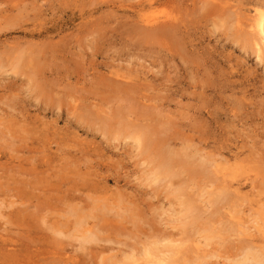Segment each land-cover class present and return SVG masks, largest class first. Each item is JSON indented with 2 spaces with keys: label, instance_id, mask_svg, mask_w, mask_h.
<instances>
[{
  "label": "rangeland",
  "instance_id": "1",
  "mask_svg": "<svg viewBox=\"0 0 264 264\" xmlns=\"http://www.w3.org/2000/svg\"><path fill=\"white\" fill-rule=\"evenodd\" d=\"M259 15L264 0H0V264H241L264 249V61L244 41ZM167 145L213 166L164 174ZM93 185L116 208L80 249L67 208Z\"/></svg>",
  "mask_w": 264,
  "mask_h": 264
},
{
  "label": "bare ground",
  "instance_id": "2",
  "mask_svg": "<svg viewBox=\"0 0 264 264\" xmlns=\"http://www.w3.org/2000/svg\"><path fill=\"white\" fill-rule=\"evenodd\" d=\"M241 13V12H240ZM239 13V14H240ZM237 15V14H236ZM242 15H243V13H242ZM246 15H247V13H246ZM256 15V14H255ZM245 16V15H244ZM248 16V15H247ZM239 17V16H238ZM243 17V16H242ZM254 17V16H253ZM243 18H245V17H243ZM248 19H249V17H247ZM252 18V17H251ZM229 19V18H228ZM239 19H240V17H239ZM230 20V19H229ZM246 20V19H245ZM151 21V20H150ZM239 21V23H240V21L242 22V18H241V20H238ZM247 21V20H246ZM249 21H250V23H251V20L249 19ZM245 23H247V22H245ZM144 24V23H143ZM247 25V24H246ZM249 25V24H248ZM243 26L244 27H246L245 26V24L243 23ZM163 27V26H162ZM242 27V26H241ZM243 27V28H244ZM236 28H240V27H236ZM163 29H164V27H163ZM162 29V30H163ZM147 30V29H146ZM153 30V29H152ZM254 30H255V33L253 32V34H250V33H248V34H250L252 37H253V39H251V40H244V41H246L245 42V44L247 45V47L249 46V47H253V49L255 50V54H257V56H258V58H260L261 60H262V58H263V61H264V15H259V18H258V20H255V24H254ZM154 31V30H153ZM243 31V30H242ZM245 31V30H244ZM146 32V31H145ZM246 32H248V31H246ZM247 34V33H246ZM241 35V34H240ZM241 37H243V36H241ZM246 38H249V37H247L246 36ZM250 39V38H249ZM244 48H246L245 46H244ZM250 49V48H249ZM255 57H256V55H255ZM257 58V57H256ZM261 60H259V61H261ZM262 62V61H261ZM122 83H124V82H122ZM136 84V83H135ZM125 85V84H124ZM126 86H128V84H126ZM94 116V115H93ZM61 116H59V118H60ZM96 117V116H95ZM15 134V133H14ZM37 134V133H36ZM23 139H24V137H23ZM29 141V140H28ZM31 141H33V140H31ZM158 142V144H160L159 143V141H157ZM33 143V142H32ZM138 144V143H137ZM196 144V143H195ZM193 145V144H192ZM192 145H190V146H185V148L183 147L181 150H179V151H174V148L172 149V148H169V146L168 147H165L166 149H164V150H162L161 149V151H159L158 152V158H159V166H158V168H160V170H161V172L162 173H164V174H166V173H168L169 172V168H173V166L174 165H179L180 167H186V166H188V167H193L195 170H196V172L197 173H202V172H205L204 174H207V172L209 171H206V169H208L209 167H211V166H213L212 164L213 163H211V162H213V161H210L209 159H211V157L212 156H208V158L207 157H205V156H203L202 154H201V151L200 150H197L194 146H193V148H192ZM197 145V144H196ZM143 146V145H142ZM31 147L32 146H30V149H31ZM187 147V148H186ZM200 147V146H199ZM34 152V151H33ZM216 156V155H215ZM221 156V155H220ZM230 156V155H229ZM231 157H232V155H231ZM213 159H214V157H212ZM218 159H219V157H218ZM222 159L224 160V158L222 157ZM221 159V160H222ZM231 159V158H230ZM239 159V158H238ZM237 159V160H238ZM241 159V158H240ZM212 160V159H211ZM229 160V159H228ZM242 160H245V159H242ZM217 161V160H216ZM215 161V162H216ZM224 162H225V160H224ZM233 163V162H232ZM225 164V163H224ZM227 164V163H226ZM233 165V164H232ZM241 165V164H240ZM179 166L177 167V168H179ZM176 168V167H175ZM237 168V167H236ZM243 168H246V167H243ZM242 168V169H243ZM235 169V168H234ZM241 169V170H242ZM172 170H174V168L172 169ZM171 170V171H172ZM238 170V169H237ZM238 171H240V170H238ZM225 173V172H224ZM227 173V172H226ZM232 174V173H231ZM224 175V174H223ZM222 175V176H223ZM207 176V175H206ZM221 176V177H222ZM242 176V175H241ZM107 178V177H106ZM217 179H218V177H216ZM232 178H233V176H232ZM237 178V177H236ZM234 179V178H233ZM220 180H222V179H220ZM105 181H107L108 182V180H106L105 179ZM223 181H224V179H223ZM27 182V180H23V182H22V184H25ZM225 182V181H224ZM226 184V183H225ZM237 184V183H236ZM239 184V183H238ZM27 185H28V182H27ZM227 185V184H226ZM222 187V186H221ZM223 187H225L224 185H223ZM237 187V186H236ZM233 188V187H232ZM218 189V188H217ZM216 189V190H217ZM219 189H220V187H219ZM227 189V188H226ZM15 190V189H14ZM92 190H94L95 192H92ZM229 190V189H228ZM75 191V190H74ZM74 191H73V194H74ZM222 191V190H221ZM226 191V190H225ZM224 190L222 191V192H225ZM231 191V190H230ZM90 192H92L91 194H87L88 196H87V198H86V201L87 202H89V204L88 205H79L80 204V201H82V199L80 198V196H75V195H71V197H70V199H71V201L72 202H75V203H77L76 205H72V208H70L71 207V205H68V207L69 208H67V213L70 215L69 217H74L73 219H75V222H73V224H74V231L76 230L78 233H79V236H77L75 239L78 241V243H79V248L80 249H83L84 248V245L85 244H90V243H93V242H97V241H100L101 239H99V237H98V230H97V228H102V226H101V224H106V223H108V221H107V219L109 218H106L109 214L110 215H112L111 213L112 212H114V208H116L115 206H113L112 205V207H114L113 209H109V207L107 206V204H105L106 202H103L102 200H103V198L101 199V197L100 198H98L99 196L96 194L97 193V191H96V187L93 185L92 186V188L90 189ZM76 193V192H75ZM236 193V192H235ZM70 194H72V193H70ZM225 194V193H224ZM223 194V195H224ZM228 194V193H227ZM238 194V193H237ZM66 195H69V192H67V194ZM90 195V196H89ZM221 196L220 195V193L219 194H217L216 193V196ZM222 195V196H223ZM85 196V195H84ZM94 196H96L95 198H94ZM225 196V195H224ZM242 196V195H241ZM118 197V196H117ZM123 198V197H122ZM239 198V197H238ZM218 199V198H217ZM243 199V198H242ZM119 200H120V198H119ZM119 200H117V201H119ZM229 201V200H228ZM234 201V200H233ZM123 202V201H122ZM219 202H222V201H219ZM17 202H15V201H13V202H10V204H9V206L8 207H14V204H16ZM118 203V202H117ZM74 204V203H73ZM105 204V205H104ZM132 204V203H131ZM117 206H118V204H116ZM186 205H189V203L186 201ZM217 205H218V203H217ZM190 206V207H189ZM189 206H187V208H188V210H187V212L189 211V209L193 212V210H194V208L192 207V205H189ZM233 206V205H232ZM132 207H133V204H132ZM121 209V208H120ZM124 209L125 210H123L122 209V214L124 215V216H126V214L127 213H130V212H132L133 213V210H132V208H130V209H128V206H127V208L126 207H124ZM135 209V208H134ZM54 210V209H53ZM56 211V210H55ZM59 211H60V209H59ZM98 211L99 212H102V213H104V214H102L101 213V216L99 217L98 215H96V212H97V214H98ZM120 211V210H119ZM118 211V212H119ZM195 211V210H194ZM197 211V210H196ZM65 212V213H66ZM111 212V213H110ZM116 212V211H115ZM190 212V211H189ZM188 212V213H189ZM131 213V214H132ZM135 213V212H134ZM194 213V212H193ZM196 213V212H195ZM230 213V212H229ZM60 214V213H59ZM68 214H66V215H68ZM100 214V213H99ZM122 214L121 213H119V214H117L118 216H120V217H122ZM240 214V213H239ZM246 214V213H245ZM188 215H191L192 216V214H188ZM194 215V214H193ZM61 216V215H60ZM196 216V215H195ZM195 216L193 217V218H195ZM197 216H199L198 214H197ZM196 216V217H197ZM214 216V215H213ZM236 216H237V214H236ZM246 216V215H245ZM58 217V216H57ZM63 219L64 218H66V216L65 215H62L61 216ZM113 217H114V215H113ZM119 217V218H120ZM128 218H129V216H127ZM190 217V216H189ZM188 217V218H189ZM229 217V216H228ZM62 218H60V219H62ZM192 217H191V219H193ZM198 219V218H197ZM229 220V219H228ZM239 220H240V218H239ZM191 221V220H190ZM194 221V220H193ZM236 221V220H235ZM67 222V221H66ZM192 222V221H191ZM222 222V221H221ZM220 222V223H221ZM226 222H227V220H226ZM242 222V221H241ZM193 223V222H192ZM239 223V222H238ZM227 224H228V222H227ZM234 223H232V225H233ZM235 224H236V222H235ZM221 225V224H220ZM224 225V224H223ZM230 226H231V224H229ZM241 225V224H240ZM245 225H247V224H245ZM106 226H108V225H106ZM191 226V225H190ZM222 226V225H221ZM225 226H226V224H225ZM229 226V227H230ZM224 227V226H223ZM216 229V228H215ZM227 229V228H226ZM220 230H221V228H220ZM244 230H245V227H244ZM223 231V230H222ZM248 231V230H247ZM250 231V230H249ZM75 233V234H78V233ZM212 232H214V231H212ZM225 232H226V230H225ZM245 232V231H244ZM215 233V232H214ZM212 234V233H211ZM218 234V233H217ZM233 234H234V232H233ZM244 234V233H243ZM213 235V234H212ZM237 235V234H236ZM221 236V235H220ZM244 236V235H243ZM238 237V236H237ZM251 244V243H250ZM254 244V243H253ZM262 246H264V244H262ZM6 247L7 246H5L4 244H1L0 245V253L2 252V249L4 248V251L6 250ZM9 248V247H8ZM170 248V247H169ZM168 248V249H169ZM198 249V248H197ZM170 251V250H169ZM245 252L243 253V255H242V257H241V259H240V261L242 262V263H249V264H253V263H264V249L262 248V249H258L257 250V247H255L254 248V246L252 247L251 245H250V247L248 246L245 250H244ZM14 252V251H13ZM6 253H8V252H6ZM1 255H3L2 253H1ZM10 255H14V254H12V253H10ZM204 256V255H203ZM206 258V257H205ZM150 259V258H149ZM163 259V258H162ZM199 258H197V260H198ZM157 260V259H156ZM156 260H154V261H156ZM201 261V260H200ZM202 261H203V259H202ZM201 261V262H202ZM146 262H147V260H146ZM150 262V261H149ZM157 262V261H156ZM198 262H199V260H198ZM201 262H199L200 264H202ZM166 263V262H165ZM241 263V264H242ZM146 264H148V263H146ZM149 264H151V263H149ZM205 264V263H204Z\"/></svg>",
  "mask_w": 264,
  "mask_h": 264
}]
</instances>
